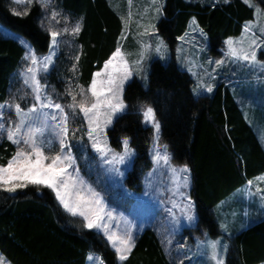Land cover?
<instances>
[{"label": "trees", "instance_id": "trees-1", "mask_svg": "<svg viewBox=\"0 0 264 264\" xmlns=\"http://www.w3.org/2000/svg\"><path fill=\"white\" fill-rule=\"evenodd\" d=\"M55 1L61 11L80 20L76 73L77 82L86 88L93 73L115 52L122 30L121 18L108 0ZM253 3L264 11V0ZM10 9L11 0H0V26L28 40L36 54L46 53L49 36L39 24V7L31 6L26 16L12 15ZM162 12L156 29L171 60L166 65L152 61L146 85L138 79L127 84L124 99L128 107L108 131L109 145L118 150L124 138L129 140L136 158L127 181L138 188L141 175L151 167L148 152L153 137L152 129L143 126L140 110L151 106L161 126L160 140L167 145L171 160L189 167L197 227L217 238L222 212L215 207L246 180L264 173V149L255 133L256 128L264 132V105L261 104L260 114L249 115L248 123L223 81L209 95L195 96L194 80L178 67L174 50L177 39L188 31L190 20L195 19L209 39L211 52L218 54L226 39L240 36L244 23L254 19V8L242 0L203 6L193 1L165 0ZM24 52L17 39L0 37V103L9 96ZM258 59L264 63V49ZM54 69L49 81L60 88V65ZM260 93L264 94V90ZM15 151L10 141H0V165L6 166ZM238 208L241 217L242 207ZM90 253L102 258L104 264H175L149 228L136 236L128 259L118 262L105 237L84 228L79 217L65 214L49 189L27 186L12 193L0 190V255L10 264H88ZM261 262L264 219L235 233L225 259V264Z\"/></svg>", "mask_w": 264, "mask_h": 264}, {"label": "rangeland", "instance_id": "rangeland-1", "mask_svg": "<svg viewBox=\"0 0 264 264\" xmlns=\"http://www.w3.org/2000/svg\"><path fill=\"white\" fill-rule=\"evenodd\" d=\"M185 1L200 3L201 6L216 3L219 4L222 2V0ZM108 2L112 9L120 16L122 22V30L117 40V47H121L122 51L126 54L127 60L132 66L133 75L131 79L126 81L125 87L133 79L141 80L143 84L146 85L150 70V63L154 60H158L162 64L166 65L171 60V55L167 45L162 37L158 34L157 29L155 28V30H152L151 28H148V26L151 24H155L157 27L159 21L162 19V15L157 18L158 14L156 12V8L162 5V11L165 0H156V3H153V0H131V2H129V0H108ZM140 2H142V4ZM33 5H37L39 7L41 12L39 24L49 36V45L51 43L49 29L52 31H61L66 26L70 28L77 21L80 22L79 19L71 17L61 11L58 8L55 0H52L51 5L47 9H41L40 5L35 2L29 6H26L25 4L17 5L13 3V0H11V8H15L21 13L25 11L29 12L30 7ZM52 11L59 12L61 15L58 16L56 20H53L51 18ZM57 20L59 23H57ZM246 27L248 29L247 31H245ZM146 28H148L149 34L144 35L143 33L145 32ZM0 37L17 39L25 51L20 67L15 76H13L14 78L12 79V87L9 90V96L4 103L0 104L12 103L14 99L15 103H19L22 109L27 111V109L32 107L34 98L31 88L24 84L23 77L20 75V73L31 64L30 59H25V55L29 51L28 47L25 45L30 46L32 50L33 48L28 40L19 35L11 33L2 26H0ZM76 37L77 35L73 36L68 33H62V35L57 38L60 43L55 50V55L52 58L53 63L49 66V71L47 73H44L43 71L38 73V79H40L44 91L52 97L55 103H61L63 105L70 104L72 101L71 97L67 95V90L71 88V90L79 94L80 89L82 88L77 82L78 77L76 71H72L73 65H76L77 62L75 58L79 55V45L76 42ZM157 37H159V39L163 40L164 42V47L162 48L161 53L156 52V46L158 43ZM181 37H183V39H181ZM181 37L177 39V44L174 50V60L178 67L188 72L191 78L194 80L193 92L194 89H196V92L194 93L195 96L201 94L200 90L206 91L204 89L198 88V84L211 85L213 88L220 81H223L232 92L237 91L240 94L245 93L252 96L263 94L260 92L264 90V63L258 59V56L259 52L264 49V14H257L254 9V19L244 23L241 35L236 38L228 39L232 41V47L236 49L242 48L248 52L255 51L257 56V62L255 64H249L243 60H235L234 58L227 55L229 45L226 44V41L228 40L223 42V46L220 48L218 54L211 52L209 39L204 34V32L201 34V29L198 27L197 23H190L188 31ZM253 40H255V44L253 43ZM141 43L145 45L146 58L143 61L142 68H138L134 62L139 58L138 54L141 50ZM47 55H49V47L46 53L36 54L38 58H42ZM161 56H163V59ZM217 61H222V63L218 65L216 63ZM240 62L243 63L239 64ZM58 65H60V70H58V83L60 84V88H57L55 84H52L49 81L51 75L54 74L52 70ZM103 66L100 70L103 69ZM77 85H79V87H77ZM88 87L83 89L87 90ZM87 95L89 100H91L90 93ZM77 99H80L79 95H77ZM250 104L253 105V102ZM260 104L264 105V102H261ZM65 110L69 113L70 131L68 143L72 146V155L76 158L74 168L79 170V176L84 180L86 186L91 187L103 198L104 205L106 206L105 211L112 212V220H107V217L105 218L106 222L110 226L111 231L123 233L130 228L135 241L136 236L141 234L144 228L150 224L149 217L152 219V217L155 215V211L157 214H167L165 217L167 219L169 213H171V211H169L170 208L167 207L173 206V202L176 203L178 200L179 203L187 201L183 198V196L188 197L187 192L191 187V173L190 170L188 173H183L180 171V169L185 166L189 169V167L187 165L176 164L171 160V158L168 165H165L163 161H160L159 163L153 162V157L156 155L157 150L161 154L166 152L169 156L168 147L166 144L161 142L160 132L158 134L159 140L157 142L155 139L157 134L155 133L152 124L145 123L143 116V126L151 128L153 132V137L148 152L149 158L151 160V167L141 175L137 186L138 188H136L135 186L131 187L127 181L128 174L132 170L136 158L135 150L130 145H128L132 151V156L126 159L123 164L114 165L115 168L119 169V173L112 171V166L102 163L100 154L93 149L92 143L88 139V124L83 113H80L78 108L76 109L75 115L72 114L71 109L66 107ZM45 111L54 110L47 109ZM3 112L4 123L6 127L9 122L17 120L14 107L9 109L6 106ZM124 113L125 112L118 113L116 116H114L112 123L104 129L103 133H100L101 141H103V138L106 136L107 146L117 154H122L124 152V145L122 142L125 138L121 142L120 149L115 150L109 145L108 131L112 128L116 120ZM33 115L36 114L34 113ZM256 130H258V128H256ZM262 130L264 131L263 128ZM50 134V131L49 133H46V135ZM259 136L264 145V132L259 134ZM3 140H7L6 133L0 135V141ZM14 146L17 150V146ZM55 150L59 151L58 142H56ZM46 154L49 153L46 151ZM172 169H176L175 174L172 172ZM68 171L69 173H72L73 176H75L73 168H69ZM185 175H188L189 177V187L186 188L183 186V177ZM133 185H135L134 182ZM28 186L36 185L30 184ZM239 193L235 195H238L239 201H242L241 196L243 193ZM82 194L85 196L88 195L86 190ZM53 195L55 198L54 193ZM167 195L169 196L168 199ZM56 202L60 206L57 200ZM60 207L65 214L70 215L64 211L62 206ZM174 216L181 218L182 214L177 210V212L174 213ZM230 216L231 214H228V212H226V214L222 213L221 217L225 221L224 225L221 224L223 236H228L230 234L231 223L229 222L230 220L226 221V218ZM79 218L82 219V217ZM173 222L174 221L172 217L169 220L168 226H166L164 221L158 222L157 225L167 228V231H165L166 237H164L163 244H167L166 248L165 246L164 248L168 257L172 258V261L175 262V264H182L184 259H181L179 251L181 249L186 250L189 247H183L178 244V241L184 234L183 231L185 229L179 230L180 226ZM92 230L101 233L104 236L103 232H99L96 229ZM222 240L225 241L226 238H223ZM109 246L111 247L110 244ZM223 246V244L218 245L217 251L225 264L226 253L230 245H226V249ZM111 249L113 248L111 247ZM204 249L209 251L210 254V249L208 246L204 247ZM170 250L172 252H170ZM117 261L120 262L118 259ZM88 264H94V262L88 260ZM183 264H186V262ZM187 264H215V262L209 257L203 256L201 259H195L188 262Z\"/></svg>", "mask_w": 264, "mask_h": 264}, {"label": "snow or ice", "instance_id": "snow-or-ice-1", "mask_svg": "<svg viewBox=\"0 0 264 264\" xmlns=\"http://www.w3.org/2000/svg\"><path fill=\"white\" fill-rule=\"evenodd\" d=\"M33 2L39 4L41 9H47L51 5L52 0H13V3L17 5L25 4L26 6L33 4ZM222 2L228 4L230 0H222ZM242 2L249 8H254L257 14H264L261 7L253 3V0H242ZM153 3H156V0H153ZM161 8L162 5L156 8L157 18L163 15ZM10 11L15 16L28 15L27 11L21 13L15 8H11ZM60 15L61 13L52 11L51 18L56 20ZM57 23H59L58 20ZM190 23L195 24V19ZM148 28L155 30L156 25L151 24ZM148 28L145 29L144 35L149 34ZM247 30L246 27L245 31ZM80 31L81 23L79 21L70 28L64 27L61 31L49 29L51 37L49 55L42 58H38L30 46L25 45L29 49L25 59H30L31 64L20 75L23 77L24 84L31 88L34 103L27 111L22 109L19 103H15L14 99L12 103L0 104V135L6 133L7 140L17 146V150L8 160L7 165H0V190L12 193L17 191V189L26 188L30 184L50 189L65 212L73 217H82L84 228L103 232L108 243L114 249L117 259L120 262H124L135 247L132 231L130 228L123 233L110 230L105 218L112 220V212L105 211L106 206L103 198L91 187L86 186L84 180L79 176V170L74 168L76 158L72 155V146L68 143L70 131L69 113L65 109L66 107L71 109L73 115H75L77 108L80 113H83L88 124V139L91 141L93 149L100 154L102 163L112 166L111 170L119 173V169L115 168L114 165L123 164L126 159L132 156V151L128 146L129 141L127 138L123 140L124 152L117 154L107 146L106 136L101 141L100 133H103L104 129L112 123L114 116L125 112L128 107L125 103L124 91L126 81L131 79L133 75L132 66L127 60L126 54L118 46L112 56L105 61L103 69L93 74L91 84L87 90L81 88L79 94L75 93L71 88L67 90V95L71 97L72 101L67 105L55 103L52 97L44 91L40 79H38V73L40 71L47 73L49 66L53 63L52 58L60 43L57 38L62 33L75 36ZM201 34H203V30H201ZM157 40L156 52L161 53L164 42L159 37H157ZM253 43L255 44V40H253ZM226 44L229 45L227 55L235 60H243L249 64L257 62L255 51L248 52L242 48L236 49L232 47L231 40L226 41ZM140 48L139 58L134 62L138 68H142L143 61L146 58L145 45L141 43ZM161 58L163 59V56ZM75 59L78 61L79 57L77 56ZM216 63L219 65L222 61H217ZM72 71H76V65H73ZM198 88L212 92L211 85L198 84ZM195 92L196 89H194ZM88 93L91 95V100H89ZM77 95L80 97L79 100ZM6 106L9 109L14 107L17 117V120L9 122L7 127L4 123L3 112ZM47 109H53L54 111H45ZM140 112L144 122L152 124L157 134L155 139L158 142L161 126L156 119L154 109L151 106H143ZM34 113L36 115H33ZM49 131L51 134L46 135ZM56 142L59 143V151L55 150ZM46 151L49 154H46ZM160 161L168 165L170 157L166 152L161 154L157 150L156 155L153 157V162L159 163ZM69 168H73L75 176L69 173ZM180 171L188 173L189 169L185 166ZM172 172L175 174L176 169H172ZM183 181V186L185 188L188 187V175L183 177ZM249 184H251V181ZM85 190L88 193L87 196L82 194ZM257 192L264 193V190L257 188ZM183 198L188 202L180 209L182 218L192 223L196 219L195 204L187 196H183ZM173 207H178V205L173 202ZM173 221L179 225L181 218L173 216ZM218 245V241H212L208 244L210 249L209 258L215 264H224L222 257L217 251ZM223 247L227 248L226 245ZM88 260L93 261L94 264H104L102 258L91 253L88 256ZM0 264H10V262L3 255H0Z\"/></svg>", "mask_w": 264, "mask_h": 264}, {"label": "crops", "instance_id": "crops-1", "mask_svg": "<svg viewBox=\"0 0 264 264\" xmlns=\"http://www.w3.org/2000/svg\"><path fill=\"white\" fill-rule=\"evenodd\" d=\"M191 21L192 20H190V22ZM189 26H190V23H189ZM228 39H226V40H228ZM242 63L243 62H240L239 64H242ZM200 92H201V94H198V96L199 95H209L211 93V92L202 91V90H200ZM232 94L234 96V100H235L237 106L239 107L240 111L242 112L243 117L245 118V120L248 121V123H250V120H249L250 116L249 115L251 113L260 114V110H261L260 108L262 107V105L260 103L264 101L263 100L264 95L258 94V95L252 96V95H248L245 93L240 94L237 91L232 92ZM252 102H253V105L250 104ZM261 115H262V113H261ZM255 133H256V136H257L260 144L262 145V147L264 149V145H263L261 138L259 136V134H261L262 132L259 130H256ZM258 178H260V179H258ZM190 180H191V182H190L191 187H190L189 191L187 192V194H188V197L195 204V202L192 198V193H191V188H192L191 177H190ZM250 181H251V184H249ZM188 187H189V185H188ZM257 188L264 190V173H261L255 177H253V178L246 180L244 182V184L242 186H240L238 189H236L234 192H232L225 201L218 203V205L215 207V208L219 209L223 214H226V212H228V214H231L230 217L226 218V221L230 220L229 222L231 223V230H230V234L228 236H223V234H222L221 224L224 225V223H225L223 218L221 220L222 222H219L218 227H219L220 236L217 238H211L210 236H208L206 234V232L204 230L199 229L197 227L196 205H195L196 219L194 222L190 223L186 219H183L181 217V221L179 224V226H180L179 230H181V229H185V230L183 231L184 234L179 239L178 244H180L183 247H186V246L189 247L186 250L181 249L179 251L181 259L182 258L184 259L183 263L186 262V264H187L188 262L193 261L195 259L199 260L203 256L209 257V251H206L204 249V247L208 246V244L210 242L218 241L219 245H221V244L230 245L231 239H232V237H234V235L237 231L242 230V229H247L249 226L256 224L259 221L264 219V193H258ZM239 192L243 193L241 196L242 201H239L238 195H235ZM164 197H165V195H164ZM168 197L169 196L167 195V199H168ZM164 201H165V199H164ZM178 201H176V204L178 205V207H175V208L173 206L167 207V208H170L169 210H171V213H169L167 219L165 218L167 216V214L164 213L161 215V214H157V212L155 211L154 217H152V219H150V217H149L150 224L146 227V228H149L150 230H152L156 234V237H157L159 243L161 244V247H162V249L166 255H167V252H166L165 248H166L167 244H163V240H164V237H166L165 231H167V228L166 227H160L157 224H158V222L164 221L166 226H168L169 220L174 216V213L177 212V210L181 213L180 209L183 208V206L185 204H187L188 201L181 202V203H179ZM224 202H226V203H224ZM183 203H185V204H183ZM239 206L242 207V212H240V213H242L241 217L238 216V211H237L239 209L238 208ZM175 217H177V216H175ZM238 217H240L242 219L239 225H237V218ZM223 238H226L227 241L222 240ZM164 246H165V248H164ZM170 252H172V251L170 250ZM169 259L172 260V258H169ZM262 263H264V262H261L259 264H262Z\"/></svg>", "mask_w": 264, "mask_h": 264}]
</instances>
